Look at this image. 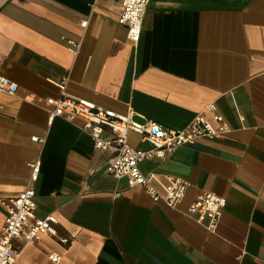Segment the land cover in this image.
I'll use <instances>...</instances> for the list:
<instances>
[{
    "label": "crops",
    "instance_id": "1",
    "mask_svg": "<svg viewBox=\"0 0 264 264\" xmlns=\"http://www.w3.org/2000/svg\"><path fill=\"white\" fill-rule=\"evenodd\" d=\"M120 1L0 0V77L18 86L0 93V201L30 185L35 217L58 220L55 236L15 241L14 264H264V0H149L137 44ZM62 95L172 130L199 113L216 129L218 114L230 131L140 163L188 183L172 209L108 175L112 154L80 120L49 121ZM206 193L225 199L212 231L186 214ZM3 218L0 202V229Z\"/></svg>",
    "mask_w": 264,
    "mask_h": 264
},
{
    "label": "built area",
    "instance_id": "2",
    "mask_svg": "<svg viewBox=\"0 0 264 264\" xmlns=\"http://www.w3.org/2000/svg\"><path fill=\"white\" fill-rule=\"evenodd\" d=\"M148 2L149 0L120 1L121 13L118 23L127 28V39L133 44H137L139 40ZM80 26L84 27L85 23H81ZM61 40L68 45L77 46L64 37ZM17 89V84L0 77V93L14 95ZM48 102L53 106L49 112L50 122L55 118L68 123L80 120L78 129L91 139L94 150L109 151L112 154L105 167L108 175L113 179H124L131 188L140 187L153 202H160L172 209L184 200L188 183L170 176H166L163 183L155 174H143L139 168L140 163L150 158L163 160L166 155L174 153L182 146L192 145L200 137L216 139L230 131L218 114L214 116L216 129L202 113H199L182 130H172L163 128L151 120L142 122L135 120V113L129 108L126 113L120 114L98 107L89 101L65 95L58 100L49 99ZM206 110L215 112L212 105L206 107ZM130 132L139 135L152 148L141 151L130 147L127 142ZM105 133L109 136L105 137ZM31 141L44 142L36 137H32ZM26 166L31 169L30 180L35 181L40 169L38 161L29 162ZM34 197V189L29 185L16 197L0 201L4 210V223L0 229V264H14L20 250L15 241L21 242L22 245H30L35 243L41 234L55 236L57 218L51 214L44 218L35 217ZM224 205V198L206 193L188 206L186 214L194 217L197 222L207 220V229L212 231ZM60 243L64 245L68 241L64 239L60 240ZM49 259L53 263L60 261L56 254L49 255Z\"/></svg>",
    "mask_w": 264,
    "mask_h": 264
}]
</instances>
